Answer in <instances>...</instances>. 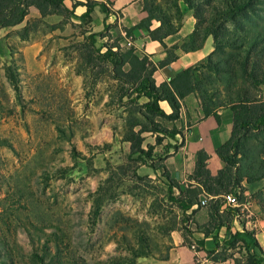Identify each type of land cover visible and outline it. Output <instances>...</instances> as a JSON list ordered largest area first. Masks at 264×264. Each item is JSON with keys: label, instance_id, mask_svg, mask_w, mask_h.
I'll list each match as a JSON object with an SVG mask.
<instances>
[{"label": "rangeland", "instance_id": "1", "mask_svg": "<svg viewBox=\"0 0 264 264\" xmlns=\"http://www.w3.org/2000/svg\"><path fill=\"white\" fill-rule=\"evenodd\" d=\"M140 3L179 27L183 20L187 26L193 22V29L197 24L184 0ZM256 6L251 28L264 35V0ZM70 16L57 23L36 22L26 40L19 30L33 20L31 15L0 29V264H115L113 256L133 258L131 247L160 257L172 231L190 232L191 215L177 200L185 194L170 188L158 168L172 139L161 137L144 164L127 157V122L129 117L143 120L138 110L146 98L112 79L108 65L91 69L81 64L78 42L86 23ZM104 34L110 39L108 28ZM244 56L242 49L225 48L212 59L226 67L228 57ZM258 59L264 65V54ZM8 65L18 78L19 96L7 76ZM228 83L248 86L241 77ZM259 88L253 91L264 99V87ZM142 136L144 148L155 144V134ZM236 160L241 199L246 193L264 219L263 130L241 136ZM175 181L182 191L196 184L187 178ZM206 201L199 206H207ZM240 251L222 244L217 255Z\"/></svg>", "mask_w": 264, "mask_h": 264}, {"label": "trees", "instance_id": "2", "mask_svg": "<svg viewBox=\"0 0 264 264\" xmlns=\"http://www.w3.org/2000/svg\"><path fill=\"white\" fill-rule=\"evenodd\" d=\"M184 2L188 8L193 10L197 24L190 33L188 42L183 44V49H200L206 38L211 36L213 50L207 55L204 64L186 67L168 81L156 84L153 77L156 66L146 56H137L132 47L122 49L116 42L111 45L105 43L102 46H96L98 36H107L104 34L108 28L107 25L103 32L84 33L83 39L78 42V51L82 65L91 69L108 65L112 79L132 89L138 98H146L138 110L143 120L129 117L123 136L124 141L129 144L127 157L131 160L135 159L140 164L151 159L154 145L161 143V137L175 139L177 134H181L179 129L166 128L156 119L170 121L178 119L181 100L188 93H196L203 114L214 116L217 122L219 121L218 110L223 108L231 110L233 125L230 136L216 150V155L223 162V167L215 175H212L207 168L208 156L203 151L197 153L194 170L186 176L187 179L196 183L190 186L193 189L180 190V183L169 176L165 166L163 164L158 166L163 176L168 179L169 187H175L179 193L185 194L183 198H177L182 210L186 211L194 204L199 206V196L204 194L209 197L208 225L214 229L226 225L228 231L227 222L222 219L220 210L225 204V200L222 198L224 194L234 193L242 200V176H239L236 171L238 169L236 157L239 154L241 136L249 130L264 131V99L253 91L259 90L260 86L264 87V65L258 59L260 55L264 54V35L251 28L254 23L250 15L257 7L256 4L262 3V0H184ZM78 3L75 2L73 8L69 9L65 0H0V29L22 23L29 13V8L35 7L41 18L26 21V24L19 30L20 38L26 40L29 28L34 27L36 22L42 21L43 17L49 14L68 17L73 14ZM83 4L86 9L81 17L85 20L90 19V12L95 5H99L106 14L112 12L105 0H85ZM144 10L148 12L147 16L134 27L145 26L148 28L152 19L159 20L161 26L149 30V35L153 39L161 41L165 35L178 30L179 26L172 24L167 17L159 19L152 15L153 10H149L147 7ZM238 32L243 33L239 34ZM225 48L242 49L245 56L236 60L228 57L226 59L228 66H220L217 60L212 59V55L224 52ZM174 58V55L170 54L159 64L168 63ZM233 61L235 62L233 63ZM124 66L127 68L125 69ZM6 73L15 93L19 96V81L10 65L6 66ZM239 77L248 86L232 88L230 85L233 84L228 81L231 82ZM123 95H125L124 92ZM160 101H166L169 104L170 113L167 114L162 109ZM135 127H137L136 130ZM146 132L155 134L156 139L155 144H147L144 148L142 134ZM177 147L176 144H173L169 148L176 149ZM165 152L167 153L168 150ZM224 209L223 211L228 213H237L238 211L236 207L231 208L230 206ZM185 232L188 233V231ZM208 232L209 229L205 228L204 233ZM144 239L141 240L144 241ZM216 239L215 236V241ZM238 241L245 248L246 264H260L264 261V253L252 232L244 229L230 233L226 244L234 247ZM198 244H202V242H198ZM216 244L218 245V242ZM129 250L133 253V258L113 256L112 263L123 264L129 259V264H136L138 257L152 255L147 249L145 252H137L133 247Z\"/></svg>", "mask_w": 264, "mask_h": 264}, {"label": "crops", "instance_id": "3", "mask_svg": "<svg viewBox=\"0 0 264 264\" xmlns=\"http://www.w3.org/2000/svg\"><path fill=\"white\" fill-rule=\"evenodd\" d=\"M105 1L112 12L106 14L99 5H95L90 12V19L84 20V23H86L84 33L103 32L105 25H107L110 39L108 35L98 36L97 41L101 44L99 46L105 43L111 45L116 42L122 49L132 47L134 53L139 57L146 56L156 66L153 73L156 84L168 81L180 70L198 64L213 50V42L210 36L206 38L200 49H183V44L188 42L189 35L193 31V22L187 26L183 20L176 32L165 35L159 41L149 35V30L161 26L159 20L152 19L148 28L145 26L134 27L147 15L140 0ZM75 2L79 3L74 8L73 14L75 15L70 17L72 21L76 19V22L80 23L83 19L81 16L86 9L83 4L85 0H65V4L69 9L73 8ZM28 15H31L33 20L41 18L35 7L29 8L25 20ZM63 17L59 14H49L42 19L57 23ZM114 39V42H110ZM170 54L175 57L172 61L159 64ZM160 106L167 114L171 112V108L166 101H160ZM217 113L219 115L218 122L212 115L205 116L196 93L191 92L183 97L179 118L173 121L168 120L171 125L167 127L169 129L174 127L181 131V134H177L175 139L170 141L178 147L176 149L169 148L162 161L172 179L179 181L186 179V176L194 170L199 151L207 154V168L212 175H215L223 167V162L216 155V150L229 138L233 117L229 108L220 109ZM199 197L201 198V196ZM253 203L252 201L248 206V211L242 207L237 208V213L223 211L227 207V205H223L220 214H222V219L227 222L228 231L226 225L221 226L219 229H214L208 225L209 205H192L191 208L185 211L192 218L189 227L190 232L182 233L181 229L172 231L167 238V249L162 256L156 257L154 254L141 256L138 257V262L140 264H246V251L242 243L238 241L232 247L227 245L226 241L229 239L230 233L245 229L252 232L264 253V219L260 216L261 210L254 208L255 211L252 209ZM205 228L209 229L207 234L204 233ZM215 236L217 237L216 241ZM191 242L197 244L202 242L198 245L203 250V258L195 256L189 248ZM222 244L229 250L234 248L241 250V255L225 258L218 256ZM260 264H264V261Z\"/></svg>", "mask_w": 264, "mask_h": 264}, {"label": "built area", "instance_id": "4", "mask_svg": "<svg viewBox=\"0 0 264 264\" xmlns=\"http://www.w3.org/2000/svg\"><path fill=\"white\" fill-rule=\"evenodd\" d=\"M200 196L201 198L199 199V205H205L207 202L206 200L209 199V197H207L204 194H201ZM222 198L225 200V205L233 206L236 208L242 207L247 211H248V206L252 203L251 199L247 196L246 193H243L242 200H240L238 196L234 193L224 194ZM189 248L194 252L195 256H197L198 258L204 257L203 250L197 243L191 242L189 244Z\"/></svg>", "mask_w": 264, "mask_h": 264}]
</instances>
